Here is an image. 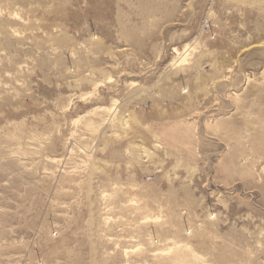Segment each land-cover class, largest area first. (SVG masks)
<instances>
[{"label": "rangeland", "instance_id": "1", "mask_svg": "<svg viewBox=\"0 0 264 264\" xmlns=\"http://www.w3.org/2000/svg\"><path fill=\"white\" fill-rule=\"evenodd\" d=\"M262 6L0 0V264H264Z\"/></svg>", "mask_w": 264, "mask_h": 264}, {"label": "bare ground", "instance_id": "2", "mask_svg": "<svg viewBox=\"0 0 264 264\" xmlns=\"http://www.w3.org/2000/svg\"><path fill=\"white\" fill-rule=\"evenodd\" d=\"M236 1H238V0H236ZM263 7V14H264V6H262ZM253 8H255V5L253 6ZM261 12V13H262ZM104 13V12H103ZM141 43V42H140ZM187 47V46H186ZM189 47V46H188ZM189 49V48H188ZM186 53H187V51H184L183 53H179L178 54V59L176 60V61H174L173 63H171V65L169 66L170 67V69H172V70H174V69H176V68H178V67H181V65H183L185 62H186V60H185V55H186ZM176 57V56H175ZM81 64V63H80ZM185 65V64H184ZM191 65V64H190ZM196 69V68H195ZM170 71V70H169ZM171 75V74H170ZM117 113V112H116Z\"/></svg>", "mask_w": 264, "mask_h": 264}]
</instances>
